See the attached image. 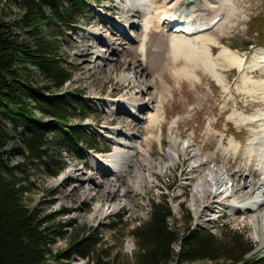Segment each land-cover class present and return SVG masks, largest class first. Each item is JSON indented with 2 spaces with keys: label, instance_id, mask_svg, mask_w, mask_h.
Instances as JSON below:
<instances>
[{
  "label": "rangeland",
  "instance_id": "rangeland-1",
  "mask_svg": "<svg viewBox=\"0 0 264 264\" xmlns=\"http://www.w3.org/2000/svg\"><path fill=\"white\" fill-rule=\"evenodd\" d=\"M162 1L155 2L160 5ZM213 1L212 4H207L204 0H192L189 4L187 0H180L178 7L186 12H194L195 16H199V21L207 22L223 8V0ZM231 2L233 10L228 15L227 22L203 31V34L206 33L205 39L201 43H193L197 48H201L204 43L206 58L213 65L214 74L218 76L216 80L207 70L203 55L201 59V54L197 58L187 59L173 52L170 40L172 32L166 28H158L152 22L149 31L144 33L140 23L142 14L133 16L132 24L125 27L122 22L124 13L118 7V0H106L101 4L88 3V13L77 18L75 30L61 31L57 42L63 59L73 74L72 80L64 86L62 92L70 90L81 94L91 107L92 114L86 118L73 119V123H78L91 132L97 149H89L84 160L74 154L62 152L66 168L57 178H51L42 171L31 174L32 186L26 195V204L40 207L46 213L62 209L68 211L57 219L64 224L63 230L67 234L52 245L54 252L67 249L74 230L80 234L78 228L102 226L100 233L109 257L130 256L133 241L128 231L146 219L150 201L157 202L159 196H165L173 212L169 225L176 223L180 228L185 217L189 219V226L194 229H208L213 234L226 229L240 234L246 244L253 248L247 255L248 258L264 256V247H260L251 237V225L245 219H233L228 209L214 216L202 212L200 218H195L190 207L195 180L190 173L189 160L179 155L175 165L167 166L164 171L159 172L156 167L157 163L164 161L172 137L181 141L189 139L191 146L187 152L197 149L201 157L209 156L214 162H219L224 157L233 159L232 149L241 150L239 152L242 153L253 134L250 124H237L235 116L240 115L249 121L264 114V97L261 92L264 84V64L261 61L264 56V40L257 39L255 32L256 28L264 25V0ZM0 9V15L5 20L15 19L20 14L14 0H0ZM101 36L115 42L112 43L115 46L113 48L119 53L122 50L127 62L133 57L135 66L140 70L136 79L153 84L147 92H154L158 97L157 101L151 105L153 108L139 110L140 113H157L160 120L152 129L146 128L147 122L141 116V120H137L116 106L111 107V117L107 114V101L113 104L124 95L130 96L131 84L119 80L121 71H116L114 75L107 71V65L112 67L118 64L114 61L118 56L116 52L110 51L109 45ZM248 42L250 44L245 47ZM132 48L133 53H130ZM225 49L245 57L246 66L257 62L259 67L255 72L245 73L226 68L221 59L223 57H220ZM99 54L105 56V61L99 59ZM40 81V78L36 80L38 85L41 84ZM122 131L136 132L132 133L135 135L133 139L138 142L145 139L146 142H141L140 151L132 154L130 163H125V173L113 177L107 171L97 169L92 163L101 160L97 156L113 150L106 137L123 139ZM13 149L14 144L7 148L12 163L19 160ZM145 154L153 162L154 167L151 169L146 170L141 163ZM243 163H229L227 167H239L242 170ZM134 168L140 171L134 172ZM70 170L78 171L80 177H63ZM147 171V176L155 184L144 180ZM98 181L100 183L96 184ZM114 205L118 207L113 210ZM95 207H99V211L90 218ZM102 212L105 213L104 216L99 215ZM117 217L120 218V225L113 230L104 228L109 222L117 221ZM173 249H178L177 244ZM72 264L87 263L76 259Z\"/></svg>",
  "mask_w": 264,
  "mask_h": 264
},
{
  "label": "trees",
  "instance_id": "trees-1",
  "mask_svg": "<svg viewBox=\"0 0 264 264\" xmlns=\"http://www.w3.org/2000/svg\"><path fill=\"white\" fill-rule=\"evenodd\" d=\"M103 1L14 0L19 16L5 20L0 15V264H72L76 259L87 264H264V256L247 257L253 248L240 234L194 229L185 217L182 227L169 225L173 212L165 196L150 201L146 219L128 231L133 241L128 257H109L102 226L78 228L67 249L52 250L67 234L57 219L68 211L46 213L28 206L31 174L57 178L66 168L62 152L84 160L89 149H97L91 132L73 123L92 112L81 94L62 92L73 74L57 38L61 31L75 30L88 3ZM255 32L264 40V25ZM10 144L19 157L14 163ZM116 220L104 228L113 230L121 223Z\"/></svg>",
  "mask_w": 264,
  "mask_h": 264
},
{
  "label": "bare ground",
  "instance_id": "bare-ground-1",
  "mask_svg": "<svg viewBox=\"0 0 264 264\" xmlns=\"http://www.w3.org/2000/svg\"><path fill=\"white\" fill-rule=\"evenodd\" d=\"M155 1L156 0H118V7L124 13L122 22L125 27L132 22L131 19L133 16H139L141 14L143 16L142 19H140L142 20L140 23L144 33L149 31V26L152 22H155L158 28L165 29L171 21L193 24L199 20V16H195L194 12H186L179 9L178 2L180 0H163L160 5H157ZM204 1L207 4H212L214 2L213 0ZM231 1L232 0L221 1L223 8L215 14L219 17V20L214 27H219L224 21L227 22L228 15L233 10ZM111 21L116 25L114 20ZM199 32L200 31L195 33H171L170 40L173 52L175 54H181L187 59L197 58L199 54H201L200 59L202 55L206 58L207 55L205 53L204 43L201 44V48H197L193 45V43H201L202 40L205 39L206 33L203 34ZM101 37L109 45L110 51L113 53L116 52L118 56V59L114 60L118 64H114L112 67L111 65H107V71L111 72L113 75L116 71H121L119 80L131 84L130 96L124 95L113 104L107 101V114L111 117L113 115V109L111 107L116 106L123 109L128 116H134L137 120H141V118L144 119L147 122L146 128L152 129L160 120L157 113L151 114L149 111L140 113L139 110L143 108L151 109L153 108L151 105L157 101L158 97L154 92H147V89L151 88L153 84H151V82H140L141 80L139 81L136 79V74H138L140 70L139 67L135 66L133 57L127 62V57L122 53V50L119 53L117 49L113 48L115 46H112V43L115 44V42L107 40L105 36ZM119 44H121V42H119ZM133 50L132 48L129 52L133 53ZM221 56L224 58L221 59L226 68H234L239 72H255L254 70L259 67L257 62L246 66L245 57L228 49L223 50L220 57ZM100 58L102 61H105L104 55L99 54V59ZM261 61L264 64V56H262ZM205 66L211 76L216 80L218 76L214 74V67L207 58L205 59ZM262 90L261 92H263L262 95L264 97V84L262 85ZM137 115H139V117H137ZM235 119L237 124L249 123L253 129V134L242 153L239 152L241 150H236L232 147V150H234L233 159L224 157L219 162H214L209 156L201 157L197 149H192L187 152L186 150L191 146L189 139L181 141L176 137H172L169 140L170 144L165 152L164 161L157 163L156 167L159 172L164 171L167 166L175 165L179 160V155L189 160L191 164L190 173L193 174L192 179L195 180L190 202V207L194 211L195 218H200L202 212L214 216L228 209L233 219H245L251 225V237L258 242L260 247H264V114L262 116L257 115L249 121L240 115L235 116ZM117 132L119 133V131ZM132 133L136 132L128 133L122 131L123 139L106 137L112 144L113 150L110 153L98 156L101 160L98 159V161L92 163V165L97 169L103 170V172L107 171V174L113 177L119 176L120 173H125V163H130L131 161L129 158H131L132 154L136 151H140L141 142L142 144L146 142L145 139H142L140 142L136 141V139H133L135 135ZM239 161L244 162V170L243 168L242 170L239 169V167H227V164L231 163L234 165ZM141 163L146 170L154 167L152 160L147 154L141 159ZM135 171L139 172L140 169L134 168V172ZM147 174L148 171L145 176L147 179H143L149 184H155L154 180H151V178H149L150 176L148 177ZM80 175L78 171L70 170L66 171L63 177H80ZM98 183H100V181L96 184ZM106 187L108 186L106 185ZM117 207L118 205H114L113 210ZM98 211L99 207H95L94 213L90 218L94 217ZM99 215L104 216L105 213L102 212Z\"/></svg>",
  "mask_w": 264,
  "mask_h": 264
},
{
  "label": "water",
  "instance_id": "water-1",
  "mask_svg": "<svg viewBox=\"0 0 264 264\" xmlns=\"http://www.w3.org/2000/svg\"><path fill=\"white\" fill-rule=\"evenodd\" d=\"M188 2H190L191 0H187Z\"/></svg>",
  "mask_w": 264,
  "mask_h": 264
}]
</instances>
